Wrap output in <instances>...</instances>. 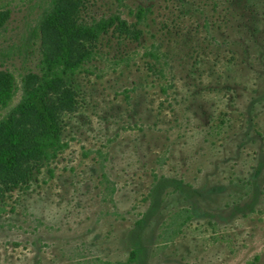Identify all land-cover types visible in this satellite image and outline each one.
I'll return each mask as SVG.
<instances>
[{
    "label": "rangeland",
    "instance_id": "obj_1",
    "mask_svg": "<svg viewBox=\"0 0 264 264\" xmlns=\"http://www.w3.org/2000/svg\"><path fill=\"white\" fill-rule=\"evenodd\" d=\"M49 2L0 0V71L17 88L0 120L42 73ZM73 2L85 22L126 25L81 40L96 55L51 95L66 148L0 180V264H135L129 234L160 177L186 188L161 191L143 264H264V0Z\"/></svg>",
    "mask_w": 264,
    "mask_h": 264
},
{
    "label": "trees",
    "instance_id": "obj_2",
    "mask_svg": "<svg viewBox=\"0 0 264 264\" xmlns=\"http://www.w3.org/2000/svg\"><path fill=\"white\" fill-rule=\"evenodd\" d=\"M144 16L145 10L138 8L135 13L137 21L141 22ZM7 17V11L0 12V28ZM114 24L124 27L126 22L118 14L85 22L79 17L77 4L73 0H50L37 25L41 37L48 35L51 41L50 51L41 53L42 73H27L22 77L20 99L11 109L14 119L0 120L1 181L11 178L15 185L17 179L23 180V172H18L23 162L47 163L66 148V143L61 139L56 108L50 101L51 95L65 93L66 78L80 72L96 55L94 50L85 48L80 41H97ZM146 56L158 65V73L162 75L163 66H168L165 55L159 56L156 47H152ZM161 58L164 65L160 63ZM16 89L13 76L7 71H0L1 107L6 106ZM8 137L12 139L11 142ZM166 187H173L176 191L186 188L181 181L163 177L156 180L151 190V206L135 221L129 234L132 240L129 262L143 264L141 234L148 219L156 213L160 193Z\"/></svg>",
    "mask_w": 264,
    "mask_h": 264
}]
</instances>
